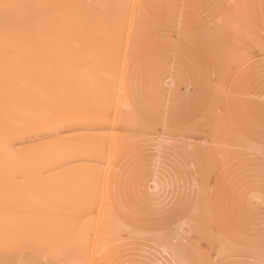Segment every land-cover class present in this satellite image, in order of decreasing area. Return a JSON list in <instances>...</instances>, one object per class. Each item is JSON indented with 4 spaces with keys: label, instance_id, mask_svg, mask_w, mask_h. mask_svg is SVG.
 Returning a JSON list of instances; mask_svg holds the SVG:
<instances>
[{
    "label": "rangeland",
    "instance_id": "1",
    "mask_svg": "<svg viewBox=\"0 0 264 264\" xmlns=\"http://www.w3.org/2000/svg\"><path fill=\"white\" fill-rule=\"evenodd\" d=\"M139 1L157 26L158 33L153 34L155 30L149 35L136 33L130 42L127 40L130 38L122 37L128 46L125 43L118 51L117 76H113L111 89H107L124 91L125 95L121 96L132 108L131 114L139 123L143 122L139 128L142 133L147 130V136L134 134V143L131 139L109 155L103 175L106 205L127 231L120 228L119 240L110 239L112 242L108 240L105 248L101 245L104 249L97 248L98 253L95 256L93 253L90 258L94 257L91 264H175L168 250L170 246L178 248L188 261L198 264V257L190 253L191 246L180 241L181 246L176 235L185 236L184 230L191 220L196 230L214 226L217 234L243 249L224 257L214 256V246L206 240V233L197 232L199 236L195 238L200 240L195 246L197 250L207 256L211 252L210 257L204 256L203 264H264L260 262L264 260V153L260 150L264 148V0ZM238 1L242 14L239 7L236 8ZM228 11L232 25L236 24L237 29L228 35V31L220 33L224 27L220 23L207 33V29L226 17ZM116 21L110 20L108 26L112 23L116 26ZM216 28L220 29L219 33H214ZM241 28L245 36L248 30L249 37L238 32ZM201 32H205L203 37ZM250 34L254 39L252 42ZM228 40L231 41L226 43ZM254 43L261 45L252 47L256 46ZM234 44L238 48L232 49ZM228 48L234 50L232 54L226 50ZM244 48L248 54H242ZM240 54L243 58L252 56L244 61ZM120 78H123V84L119 83L122 82ZM216 87H223V92ZM218 91L225 93L222 95ZM223 111L230 120L228 124L227 118L221 115L225 114ZM209 117L212 118L208 121ZM214 118L222 121V126ZM229 125L237 133L234 135L254 143L250 151L240 148L242 140L237 136L232 138L233 130L229 132ZM151 134H162L164 136L160 138L165 140L167 136L173 140L176 137L182 139L176 140L177 146L169 143L170 138L160 140ZM213 136L215 140H212ZM186 144L192 145L190 151L185 148ZM219 146L229 149L220 150ZM256 146L258 149H254ZM210 147L212 149L207 151ZM230 149L234 155L229 154ZM207 153L215 158L209 156L208 159ZM215 154L219 161L214 162L218 159ZM205 187L209 188L207 192ZM254 193H260L263 202L256 203L251 198ZM196 239L191 244L194 242L195 245ZM90 260H86L87 264Z\"/></svg>",
    "mask_w": 264,
    "mask_h": 264
},
{
    "label": "bare ground",
    "instance_id": "2",
    "mask_svg": "<svg viewBox=\"0 0 264 264\" xmlns=\"http://www.w3.org/2000/svg\"><path fill=\"white\" fill-rule=\"evenodd\" d=\"M239 11L241 13V7ZM228 14L229 11L213 28H208L207 33L220 23L224 27L216 28L214 33H219L218 30L220 33L228 31L227 35L234 32L238 26L232 25ZM114 19L118 20L116 26L113 27V23L108 26ZM156 27L139 0H0V264H87L86 260L89 261L93 253L95 256L98 249L112 242L110 239L119 240L120 228L126 230L107 206L104 168L112 152L131 139L136 140L134 134L146 135L147 130L142 133L140 128L144 124L131 114L132 108L121 96L124 91L107 88L111 89V79L117 76L115 65L123 45L126 43L127 47L136 33L149 35L155 30L153 34H157ZM246 33L249 37L248 30ZM241 35L246 37L244 32ZM122 37L130 40L123 42ZM251 38L250 34L252 42ZM254 44L256 46L252 47L256 48L261 45ZM246 51L242 54H248ZM251 56L243 58L244 61ZM121 80L119 83L123 84V78ZM223 112L225 114L221 115L227 118L228 124L230 120ZM216 122L221 124L222 121ZM231 129L229 125V132ZM231 132L232 138H236V132ZM151 135L160 140L164 136ZM167 137L169 143L177 146L176 140L182 139ZM238 138L242 140L241 149L250 151L254 146L245 138ZM185 148L190 151L192 145L186 144ZM209 149L212 148L207 151ZM260 150L264 153L263 147ZM231 152L229 154L234 155ZM209 156L207 153L208 159ZM215 161H219V157ZM251 198L257 200L256 203L262 202L260 196ZM213 227L209 225L199 231L191 220L185 230L180 227L185 236L176 234L179 244L184 241L191 246L190 253L198 257V264L205 263L211 252L207 256L197 250L195 246L200 241L195 238L197 232L206 233V240L214 246V256L224 257L243 250L217 234ZM200 237L203 241V236ZM194 239L197 240L195 245L191 244ZM168 250L175 264H193L178 248L170 246Z\"/></svg>",
    "mask_w": 264,
    "mask_h": 264
},
{
    "label": "crops",
    "instance_id": "3",
    "mask_svg": "<svg viewBox=\"0 0 264 264\" xmlns=\"http://www.w3.org/2000/svg\"><path fill=\"white\" fill-rule=\"evenodd\" d=\"M146 13V12H145ZM149 17V16H148ZM150 18V17H149ZM219 20V19H218ZM255 195H257V196H260L261 197V200H262V202H263V197H262V195L260 194V193H254L251 197H253V196H255ZM255 201H257V200H255ZM225 238V237H224ZM226 239V238H225ZM228 240V239H227ZM229 241V240H228ZM229 242H231V241H229ZM234 244V243H233Z\"/></svg>",
    "mask_w": 264,
    "mask_h": 264
}]
</instances>
